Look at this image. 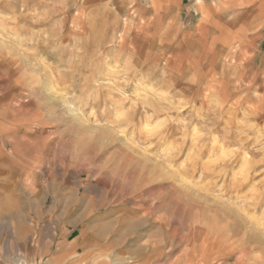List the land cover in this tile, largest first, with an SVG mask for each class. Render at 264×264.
Returning a JSON list of instances; mask_svg holds the SVG:
<instances>
[{"label":"rangeland","instance_id":"rangeland-1","mask_svg":"<svg viewBox=\"0 0 264 264\" xmlns=\"http://www.w3.org/2000/svg\"><path fill=\"white\" fill-rule=\"evenodd\" d=\"M87 2L0 0V96L13 101L0 113V198L26 157L53 206L93 198L119 214L132 264L205 247L249 257L241 245L264 242V106L236 90L233 66L209 73ZM1 241L11 257L13 236Z\"/></svg>","mask_w":264,"mask_h":264},{"label":"crops","instance_id":"crops-1","mask_svg":"<svg viewBox=\"0 0 264 264\" xmlns=\"http://www.w3.org/2000/svg\"><path fill=\"white\" fill-rule=\"evenodd\" d=\"M88 1L115 9L120 18L129 20L135 34L150 42H175L176 58L187 57L194 62L191 65L203 60L209 73L216 67L215 62L233 66L236 90L248 93L254 106H264V0ZM11 100L8 93L0 96V113L10 114ZM1 123L3 126L5 120ZM29 141L26 144L33 149ZM49 151L50 146L46 152ZM20 162L25 165L13 170L20 178L3 181L0 264L133 263L129 230L117 231L119 214L101 212L93 198L81 202L80 210H74L75 205L70 206L67 201L53 206L51 181L27 178V158L22 157ZM35 187L40 188L38 194ZM5 233L13 236L8 248L13 255L9 258L2 252ZM241 246L250 250L249 257L237 252L232 262L220 253L212 256L205 247L203 254L194 257H181L178 253L164 263L160 259V263L158 258L153 262V257L145 254L134 264H264V242H253L252 248L247 243Z\"/></svg>","mask_w":264,"mask_h":264},{"label":"bare ground","instance_id":"bare-ground-1","mask_svg":"<svg viewBox=\"0 0 264 264\" xmlns=\"http://www.w3.org/2000/svg\"><path fill=\"white\" fill-rule=\"evenodd\" d=\"M44 1V0H43ZM35 40V39H34ZM77 45V44H76ZM136 49V48H135ZM217 51V50H216ZM137 53V52H136ZM11 56V55H10ZM206 75V74H205ZM15 80V79H14ZM40 82V81H39ZM228 84V83H227ZM36 89V88H35ZM51 142V141H50Z\"/></svg>","mask_w":264,"mask_h":264}]
</instances>
